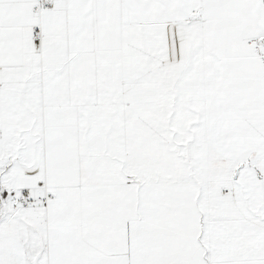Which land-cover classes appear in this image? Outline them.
<instances>
[{
	"label": "snow or ice",
	"instance_id": "6c2138e0",
	"mask_svg": "<svg viewBox=\"0 0 264 264\" xmlns=\"http://www.w3.org/2000/svg\"><path fill=\"white\" fill-rule=\"evenodd\" d=\"M0 264H264V0H0Z\"/></svg>",
	"mask_w": 264,
	"mask_h": 264
}]
</instances>
